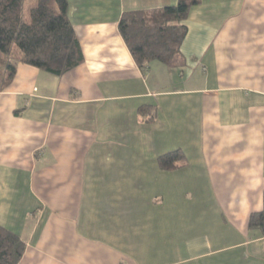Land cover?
Instances as JSON below:
<instances>
[{"label": "crops", "instance_id": "1", "mask_svg": "<svg viewBox=\"0 0 264 264\" xmlns=\"http://www.w3.org/2000/svg\"><path fill=\"white\" fill-rule=\"evenodd\" d=\"M67 1L83 64H19L0 92V227L25 242L19 264H264L248 227L264 208V0H201L185 65L145 72L120 20L178 0Z\"/></svg>", "mask_w": 264, "mask_h": 264}, {"label": "trees", "instance_id": "2", "mask_svg": "<svg viewBox=\"0 0 264 264\" xmlns=\"http://www.w3.org/2000/svg\"><path fill=\"white\" fill-rule=\"evenodd\" d=\"M201 0H178L176 6L124 13L119 31L137 66L145 72L154 61L168 67L185 65L181 45L187 34L183 24ZM84 62L81 45L68 17L67 0H0V92L26 64L61 77ZM144 122L155 110L141 107ZM184 156L176 150L159 158L162 170L179 168ZM249 232L264 238V208L252 213ZM251 238V239H255ZM26 244L17 234L0 227V264H19Z\"/></svg>", "mask_w": 264, "mask_h": 264}]
</instances>
